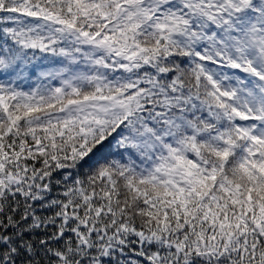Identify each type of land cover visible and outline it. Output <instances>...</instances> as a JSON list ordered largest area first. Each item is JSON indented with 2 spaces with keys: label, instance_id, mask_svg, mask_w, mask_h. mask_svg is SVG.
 <instances>
[{
  "label": "snow or ice",
  "instance_id": "obj_1",
  "mask_svg": "<svg viewBox=\"0 0 264 264\" xmlns=\"http://www.w3.org/2000/svg\"><path fill=\"white\" fill-rule=\"evenodd\" d=\"M0 264H264V0H0Z\"/></svg>",
  "mask_w": 264,
  "mask_h": 264
}]
</instances>
